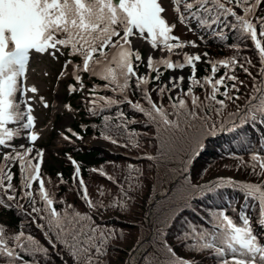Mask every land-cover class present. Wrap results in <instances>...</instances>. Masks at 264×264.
I'll return each instance as SVG.
<instances>
[{
	"label": "trees",
	"instance_id": "1",
	"mask_svg": "<svg viewBox=\"0 0 264 264\" xmlns=\"http://www.w3.org/2000/svg\"><path fill=\"white\" fill-rule=\"evenodd\" d=\"M227 1L200 0L188 11L200 44L237 61L230 68L244 89L236 105L158 102L156 85L141 91L130 78L134 101L97 107L84 130L76 123L82 137L108 146L76 148L78 176L65 161L52 201L34 188L23 202L15 161L11 188L0 187V264H264V168L251 157L264 155V36L252 37ZM4 153L0 142V163ZM225 160L241 180L213 177Z\"/></svg>",
	"mask_w": 264,
	"mask_h": 264
},
{
	"label": "rangeland",
	"instance_id": "2",
	"mask_svg": "<svg viewBox=\"0 0 264 264\" xmlns=\"http://www.w3.org/2000/svg\"><path fill=\"white\" fill-rule=\"evenodd\" d=\"M199 1L0 0V142L10 150L1 156L0 187L11 188L7 184L13 182L17 161L23 202L34 188L52 201L65 161L73 165V181L78 176L72 157L76 148L108 146L107 139L82 137L76 123L84 130L97 107L119 108L124 100L134 101L130 78L141 91L156 85L158 102L164 96L196 109L204 103L206 111L216 110L210 102L236 105L244 89L235 68H230L237 61L200 44L203 40L188 11ZM228 3L230 13L246 24L252 37L264 36V29L256 27L264 17V0ZM208 26L210 32L217 30L215 20ZM19 41L28 44L27 49H16ZM258 60L263 71L264 51ZM251 157L264 168V155ZM240 169L225 160L213 177L241 180ZM15 238L16 244L25 241L23 235ZM66 263L62 257L59 264ZM219 264L261 263L257 258H233Z\"/></svg>",
	"mask_w": 264,
	"mask_h": 264
},
{
	"label": "bare ground",
	"instance_id": "3",
	"mask_svg": "<svg viewBox=\"0 0 264 264\" xmlns=\"http://www.w3.org/2000/svg\"><path fill=\"white\" fill-rule=\"evenodd\" d=\"M125 41H126V40L123 39L121 43L123 44ZM101 64H102V61H101V60L98 61V62L95 61V62L93 63V67H92L93 70H96ZM63 138H65V137H63ZM63 138H62V139H63ZM59 142H61V139L58 141V144H60ZM26 157H27V153L23 155V160H24Z\"/></svg>",
	"mask_w": 264,
	"mask_h": 264
}]
</instances>
